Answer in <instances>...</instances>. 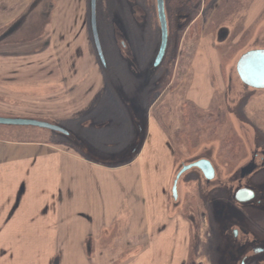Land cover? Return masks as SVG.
Returning a JSON list of instances; mask_svg holds the SVG:
<instances>
[{
  "label": "rangeland",
  "instance_id": "374dc122",
  "mask_svg": "<svg viewBox=\"0 0 264 264\" xmlns=\"http://www.w3.org/2000/svg\"><path fill=\"white\" fill-rule=\"evenodd\" d=\"M54 1L2 0L0 116L23 115L38 118L33 116L38 114L52 117L57 120H54L57 124L71 128L79 120L64 122V118L59 116L64 114L65 99L69 100V94L81 86L79 82L82 80L77 77V72L103 71L104 68L99 64L94 45L90 51L92 57H87L86 46L80 44L82 39L77 42V47L54 46V43L62 41H56L59 32L50 27L37 40L43 26L50 20ZM71 1L73 5L79 6V0ZM225 1L210 0L203 3L193 20L186 21L178 17L179 13L185 12L178 7L179 2L165 0L169 41L163 61L155 66L161 39L156 0H98V22L108 65L104 83L108 88L107 93L110 91L113 94H110L111 98L105 94L103 101L93 103L95 108L102 109L95 113V123L107 122L105 128L97 129L96 125H92L88 129L93 139L90 145L95 154L106 155L119 149L118 145L111 143L113 138H109L110 123L125 118L120 116L117 107L120 105L122 108V103H126V100L136 106H151L153 118L167 131L175 148L176 173L183 164L204 153L212 157L222 178L228 179L257 150L254 138H260L264 144V89L246 88L235 67V62L248 49L243 45L249 41L251 33L234 47L227 43L219 46L217 43L220 56L211 49L216 44L217 32L221 27H233L237 31L241 12L247 4L251 1L250 7H257L261 0H235L232 4L224 3ZM133 6L135 13L131 11ZM208 8L212 11H208ZM89 15L88 12V22ZM22 16L27 19L25 25L13 35L4 37L11 24ZM83 16L77 14L74 17L80 24ZM70 18L73 19L72 16ZM118 23L125 28L126 37L123 32L120 34L118 28L116 30ZM76 33L79 35V32ZM89 33L91 39L92 34ZM123 40L127 42L124 46ZM87 41L88 39L86 44ZM49 43L52 45L49 46ZM132 50L135 52L133 61L137 69L127 58H123V55H128L127 51ZM229 64L233 65L230 71ZM138 67L141 70L136 71ZM193 69L200 70L203 74L204 81L201 84L197 83L198 76L196 83H191ZM221 71H224V84L217 89L212 100L207 93L211 90L212 83L216 85L215 72L221 75ZM227 75L231 78L229 82ZM74 76L75 79L72 80ZM72 99L73 102H79L78 99ZM198 99L201 100V106L196 102ZM203 105L206 107H202ZM123 112L127 114L126 111ZM86 118H89L88 114ZM129 125H125L126 129L122 130L126 134L127 131L132 132L131 127H134ZM34 129L41 134H51L48 129ZM94 159L106 164L121 161L104 157ZM253 181L264 182V171L255 174ZM200 183V170L191 168L185 172L180 180L179 201L172 199L171 206L174 209L179 206L183 210L185 219L192 228L186 264H217L218 248L225 242L216 234L208 236V215L201 208L208 199L200 198ZM213 195L215 194L211 196ZM220 196L223 194L220 193ZM194 219L199 221V229L194 224ZM214 231L213 229L211 233ZM198 232L201 238H198ZM8 256L5 249L1 250L0 264H6Z\"/></svg>",
  "mask_w": 264,
  "mask_h": 264
},
{
  "label": "crops",
  "instance_id": "0c3cea01",
  "mask_svg": "<svg viewBox=\"0 0 264 264\" xmlns=\"http://www.w3.org/2000/svg\"><path fill=\"white\" fill-rule=\"evenodd\" d=\"M54 2L50 20L36 39L52 27L59 32L56 41H62L54 46L77 47L82 39L87 57H92L86 19L89 0H79V6L71 0ZM248 4L237 31L233 27L218 30L211 49L219 56L217 43L234 47L250 33L243 47H264V0L257 7H250L251 1ZM77 14L84 15L79 17L80 24ZM26 21L23 16L15 20L4 37L18 32ZM233 36L237 38L232 40ZM229 65L230 71L233 65ZM196 76L197 83L204 81L201 71L193 69V85ZM77 77L81 86L65 99L64 114L59 116L64 122L79 120L74 127H65L69 134H41L29 127L13 134L7 126L0 128V251L9 254L6 264H186L192 228L183 210L171 206L177 157L167 131L153 118L151 106L127 101L117 107L125 118L110 123L109 138L119 149L95 154L88 129L92 125L105 128L107 122L95 123V113L102 109L93 103L106 95L111 98L113 92L107 93L104 70H82ZM214 79L216 85L212 83L207 93L212 100L224 84V71L215 72ZM200 101L196 100L199 106ZM125 125L134 126L131 133L122 131ZM98 157L121 161L106 164L94 159Z\"/></svg>",
  "mask_w": 264,
  "mask_h": 264
},
{
  "label": "flooded vegetation",
  "instance_id": "af4514ba",
  "mask_svg": "<svg viewBox=\"0 0 264 264\" xmlns=\"http://www.w3.org/2000/svg\"><path fill=\"white\" fill-rule=\"evenodd\" d=\"M131 11L135 13L136 9L134 6L131 7ZM117 28L120 34L123 32V36L126 37V30L120 23L117 24L116 30ZM98 30L102 43L99 22ZM125 41H122L123 46L127 43ZM127 53L128 55H123V58H127L132 66L137 69L135 61H133L135 52L132 50L127 51ZM139 70L141 69L138 67L136 71ZM104 73L106 76L108 73V65L104 69ZM254 143L257 150L252 153L250 160L246 161L240 168L231 173L228 179L222 178L216 163L209 155L202 153V155L190 161L193 162L207 158L212 161L215 167V177L210 180L204 176L199 168H192L200 170L202 181L199 185L200 198L208 199L201 206L206 216L208 215L210 229L208 236L211 237V234H216L225 242L222 247L218 248L219 258L217 264H252L253 262L264 264V182L256 183L253 181L255 174L264 171V144L260 138H254ZM185 172L182 173L180 179ZM241 189L253 191L254 196L244 202L238 201L236 195ZM220 193L223 194L222 197ZM212 194L215 195L211 196ZM179 198L180 190L176 202L179 201ZM188 207L187 205V210L189 209ZM193 222L197 224V228L199 229V221L194 219ZM213 229L215 231L211 233ZM197 236L201 238L199 232Z\"/></svg>",
  "mask_w": 264,
  "mask_h": 264
},
{
  "label": "water",
  "instance_id": "95a60500",
  "mask_svg": "<svg viewBox=\"0 0 264 264\" xmlns=\"http://www.w3.org/2000/svg\"><path fill=\"white\" fill-rule=\"evenodd\" d=\"M156 2L161 29L160 46L154 64L155 66H158L162 62L166 54L169 40V27L166 14L165 0H156ZM97 6L98 0H90V25L97 55L100 59L101 64L103 66H106V58L98 30ZM236 68L240 79L245 85L253 88L264 89V47L250 49L249 51L245 52L239 58ZM0 125L37 127L55 132H60L63 134H69L68 130L65 127L49 120H44L40 118L0 116ZM192 167H198L199 169H201L204 176L209 180L215 177V167L213 163L208 159H200L195 162L184 165L178 172L174 181L172 189L174 199L178 198V184L182 173ZM253 196V191L241 189L237 192L236 198L238 201L244 202L251 199Z\"/></svg>",
  "mask_w": 264,
  "mask_h": 264
},
{
  "label": "trees",
  "instance_id": "16d2710c",
  "mask_svg": "<svg viewBox=\"0 0 264 264\" xmlns=\"http://www.w3.org/2000/svg\"><path fill=\"white\" fill-rule=\"evenodd\" d=\"M179 2L178 7H181V10L185 12L183 13H179L178 17L182 18V19H186V21H192L194 16L196 15V13L199 12L201 5L206 4L207 2H209L210 0H177ZM235 0H226L224 3L229 2L230 4H232ZM219 8H217L218 10ZM208 11H212L211 8H208ZM4 127V126H3ZM2 126H0V128H3ZM5 128H8V130H10V133L15 132L14 130L18 129V130H26V127H12V126H7ZM17 130V131H18ZM15 134V133H13ZM12 135V134H11Z\"/></svg>",
  "mask_w": 264,
  "mask_h": 264
}]
</instances>
